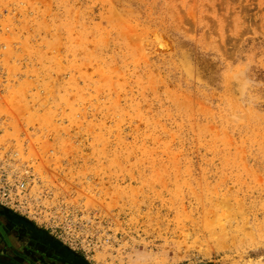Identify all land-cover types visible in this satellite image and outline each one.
I'll list each match as a JSON object with an SVG mask.
<instances>
[{"label":"rangeland","instance_id":"1","mask_svg":"<svg viewBox=\"0 0 264 264\" xmlns=\"http://www.w3.org/2000/svg\"><path fill=\"white\" fill-rule=\"evenodd\" d=\"M26 161L0 207L53 264H264V0H0V171Z\"/></svg>","mask_w":264,"mask_h":264},{"label":"flooded vegetation","instance_id":"2","mask_svg":"<svg viewBox=\"0 0 264 264\" xmlns=\"http://www.w3.org/2000/svg\"><path fill=\"white\" fill-rule=\"evenodd\" d=\"M21 229L26 230V234L20 235ZM22 235L29 237L21 240ZM57 244L52 237L33 228L10 209L0 207V264H53V258L66 261V253Z\"/></svg>","mask_w":264,"mask_h":264},{"label":"built area","instance_id":"3","mask_svg":"<svg viewBox=\"0 0 264 264\" xmlns=\"http://www.w3.org/2000/svg\"><path fill=\"white\" fill-rule=\"evenodd\" d=\"M29 166L27 162L19 173L1 169L0 199L3 197L13 199L15 195L28 188L29 183L34 179Z\"/></svg>","mask_w":264,"mask_h":264}]
</instances>
